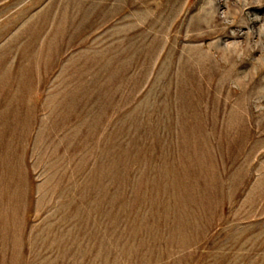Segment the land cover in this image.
<instances>
[{"label":"rangeland","instance_id":"1","mask_svg":"<svg viewBox=\"0 0 264 264\" xmlns=\"http://www.w3.org/2000/svg\"><path fill=\"white\" fill-rule=\"evenodd\" d=\"M0 264H264V0H0Z\"/></svg>","mask_w":264,"mask_h":264}]
</instances>
